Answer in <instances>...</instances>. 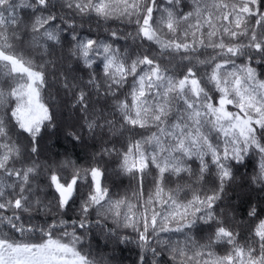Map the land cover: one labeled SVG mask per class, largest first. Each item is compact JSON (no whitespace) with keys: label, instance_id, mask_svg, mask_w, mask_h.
<instances>
[{"label":"snow or ice","instance_id":"1","mask_svg":"<svg viewBox=\"0 0 264 264\" xmlns=\"http://www.w3.org/2000/svg\"><path fill=\"white\" fill-rule=\"evenodd\" d=\"M92 18L134 31L83 35ZM61 94L80 113L67 137L99 138L88 167L41 159ZM251 159L264 191V0H0V264H104L93 229L136 264H264V210L219 207Z\"/></svg>","mask_w":264,"mask_h":264},{"label":"trees","instance_id":"2","mask_svg":"<svg viewBox=\"0 0 264 264\" xmlns=\"http://www.w3.org/2000/svg\"><path fill=\"white\" fill-rule=\"evenodd\" d=\"M77 23H82L80 18H77ZM105 28L117 30L121 34L134 31L133 25L122 23L119 20L104 22L98 21L96 18L83 22V27L79 29V31L83 35L99 36L102 39H108L107 32L104 31ZM116 43L121 47L132 45L131 40H119L116 41ZM137 43H140V41H137ZM145 47H147V45H145ZM202 51L204 50L202 49ZM207 51L210 52L211 50L209 49ZM254 66L260 70L259 65ZM76 74L82 75L85 80L87 79V70L82 67ZM68 99V97L61 94L57 96L55 100L49 101L56 115L57 127L48 130L44 135V139L41 141L44 154L41 156V159L47 158L49 163L53 161L58 163L67 157L71 158V160L80 167H88L100 159L97 157L95 161L93 160L94 154L100 150V141L98 137L94 140L91 134L86 131L81 133L82 140L80 141H71L67 137L66 132L70 130L68 126L80 115V113L66 103ZM105 139H107V137ZM117 147H119L118 144ZM102 165L109 170V186L112 187L113 192L123 194L125 191H128L130 195V183L132 187H135V182H130V179L126 176L116 177L113 174L112 170L116 166L114 159L105 157ZM246 165L247 166H237L239 171L236 172V182L227 189L219 205L220 208H225L226 211L228 210L226 207L228 205L237 207L238 211L236 215L238 220L247 219L245 212L248 207V200H250L253 205H258L260 209L264 210V191L259 190L258 186L250 185L246 182L247 178L253 175L256 159L246 160ZM193 167H195V165H193ZM171 186L175 187V184ZM181 196L183 198V193ZM76 215L77 213L75 211H70L68 217L65 218H75ZM25 219L33 224L44 225L46 222L50 221L52 217L39 212L34 213L32 217L26 216ZM108 223L112 226L111 221ZM198 227L200 226L198 225ZM122 234H127L133 239L135 238V233H132L131 230H124ZM203 235H205L204 232L199 233V236ZM172 236L173 239H182V235L179 233L172 234ZM85 247L88 248L98 260H102L104 264H136L137 253L139 252L135 243H116L96 229H93L92 237L86 241ZM218 251L222 250L218 249ZM150 255L151 254H149V258ZM160 259L161 264H167V253H164Z\"/></svg>","mask_w":264,"mask_h":264}]
</instances>
